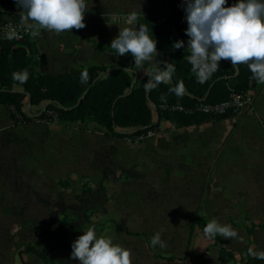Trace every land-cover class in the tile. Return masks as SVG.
Segmentation results:
<instances>
[{
	"label": "crops",
	"instance_id": "1",
	"mask_svg": "<svg viewBox=\"0 0 264 264\" xmlns=\"http://www.w3.org/2000/svg\"><path fill=\"white\" fill-rule=\"evenodd\" d=\"M230 2L227 0V4ZM88 3L85 28L60 35L41 31L37 38L29 36L38 51L41 74L56 76L88 65L125 67L127 62L117 53L101 51L91 41L111 45L120 30H138L137 21L151 3L158 24L169 19L183 31L187 28L183 0ZM20 11L14 0H0L2 20L20 23ZM133 15L135 20L130 22ZM171 31L174 33V29ZM188 39L184 33L185 48ZM157 52V61L173 64L171 58ZM159 67L164 70L163 63ZM151 68L147 62L143 69L134 65L136 77H143ZM14 90L22 88L15 86ZM248 93L253 104L247 110L181 129L162 124L160 133L138 144L109 136L95 124L35 121L16 125L10 109L0 105V264H38L39 254L26 255L21 246L33 238L50 241L54 221L64 209L82 213L79 224L90 208L103 215L110 211V229L97 237L110 238L113 244L131 250L132 264H220L219 247L234 252L237 260L241 251L250 252V257L264 252V230L252 229L248 239L244 227L237 226L231 228L238 238L218 236L216 246H210L214 239L208 240L203 232L195 231L191 251L203 253L207 246L209 251L205 256L182 260L198 208L206 222L215 218L226 224L229 219L239 222L247 217L255 224L264 223V84H253ZM46 104L31 106L27 102L25 112L37 116ZM119 173L126 180H119ZM70 174L76 179L84 175L98 181L116 178L117 182L112 183L118 189V200L106 205L107 196L113 193H108L106 186L94 188L91 193L77 188L59 192L57 179ZM119 211L125 212L124 217ZM156 232L161 233L167 246L152 247L153 251L174 260L159 261L147 248V241ZM48 253L50 259H60L63 264H79L70 258L71 253Z\"/></svg>",
	"mask_w": 264,
	"mask_h": 264
},
{
	"label": "trees",
	"instance_id": "2",
	"mask_svg": "<svg viewBox=\"0 0 264 264\" xmlns=\"http://www.w3.org/2000/svg\"><path fill=\"white\" fill-rule=\"evenodd\" d=\"M235 3L237 0H232L226 6ZM154 6L151 3L137 24L146 26L148 34L157 41V50L173 60L175 72L170 84L161 83L151 92H145L143 84L149 77H136L131 54L119 56L127 62L125 67L88 65L56 76L41 74L38 70L36 45L29 37H25L19 42L0 41V105L10 109V116L16 125L54 120L62 124H95L103 128L109 136L131 140L148 133H160L162 124L181 129L229 117L233 113L212 116L205 115L196 108L200 103L215 104L226 101L232 93L246 94L253 84H262L251 78L252 74L246 65L233 67L227 60L220 61L218 71L207 82L199 84L186 59L190 52L185 47L173 48L176 41H182L185 31L169 19L158 24L152 13ZM171 29H174V33ZM91 43L101 51L115 52L110 45L102 46L93 41ZM25 69L29 76L27 82L21 85L13 80L12 73ZM84 71L88 74L87 83H81V74ZM151 71L152 68L147 72ZM179 81H183L187 89V94L182 97L169 91ZM15 86L21 87L22 91H15ZM162 96L164 100H161ZM27 102L31 106H39L42 102L47 104L41 114L32 116L25 112ZM173 106H182L192 111H172L170 108ZM196 213L190 228L188 247L194 237V229L203 232L208 223L200 216L199 208ZM226 224L231 227H244L248 239L252 229L264 230V223L255 224L247 217L239 222L229 219ZM217 241L218 236L210 246H216ZM209 248L207 246L199 254L187 251L184 258L205 256ZM217 254L220 264L261 262L257 256L250 257V252L244 251L238 253L240 259L237 260L236 254L224 247H219Z\"/></svg>",
	"mask_w": 264,
	"mask_h": 264
},
{
	"label": "clouds",
	"instance_id": "3",
	"mask_svg": "<svg viewBox=\"0 0 264 264\" xmlns=\"http://www.w3.org/2000/svg\"><path fill=\"white\" fill-rule=\"evenodd\" d=\"M21 11L20 25L23 31L37 38L41 31L60 35L72 29L85 28L84 13L88 0H14ZM227 0H183L184 19L187 23L185 35L189 38L186 57L199 84L207 82L218 71L220 61H230L233 67L247 66L257 83L264 84V0H237L232 6H226ZM135 20V15L130 22ZM6 33L9 40L22 38L15 28ZM148 28L140 25L138 30L126 27L119 31L111 41L110 47L117 56L131 54L134 65L143 69L147 62L152 65L150 73L145 72L148 80L143 84L145 92H151L161 83L170 84L175 66L166 61H157V41L148 34ZM185 47L184 41H176L173 48ZM164 64V70L159 65ZM29 73H12L13 80L24 84ZM88 74H81V83H87ZM169 91L177 97L187 94L183 81L177 82ZM164 100V97H161ZM204 237L213 240L217 236L224 239H236L238 233L230 225L211 219L203 229ZM152 247H166L161 233L156 232L150 238ZM264 259V252L254 253ZM131 250L113 244L110 238L96 235L95 227H89L83 235L71 244V256L79 264H132Z\"/></svg>",
	"mask_w": 264,
	"mask_h": 264
},
{
	"label": "rangeland",
	"instance_id": "4",
	"mask_svg": "<svg viewBox=\"0 0 264 264\" xmlns=\"http://www.w3.org/2000/svg\"><path fill=\"white\" fill-rule=\"evenodd\" d=\"M49 123L62 124L55 120ZM118 179L126 180V177L123 173H119ZM114 181L115 183L117 182L116 178L114 179L110 178L107 180L104 179L98 181L97 179L96 180L91 179L84 175L82 176L77 175V179H76L75 175L70 174V176H67L65 178L57 179L56 188L59 192L72 191L73 189L77 188L79 191H82L84 193H91L94 188L106 186L109 191L108 193L113 192L111 195L107 196L106 199L107 200L106 205L110 206L111 204H115L116 201L118 200V195H116L118 189L116 187V184L112 183ZM96 184L97 186L95 187ZM91 198L94 199L95 197H91ZM152 208L153 206L151 207V213L155 215V212L153 211ZM102 213H104V215L94 210L93 208H90L83 213L82 220L84 221H82L79 224L80 222L79 216L81 215L82 217V213L69 212L67 209H64L62 212L58 214L57 218L54 221V230L51 233L50 241L40 238H33L21 246L22 250L26 255L27 254L33 255V253L39 254L40 262L38 264H63V262L60 259H54V258L50 259L48 252L53 250L54 252H59V253L61 252L62 255L71 253V244L77 239L78 236L83 235V232H85L89 227L92 226L95 227L97 236H101L102 233H104L105 231H107L108 233V230L110 229L108 227H110L109 223L111 221V213L110 211L102 212ZM124 214L125 212L119 211L120 216L124 217ZM196 214L197 213H195L194 217L196 216ZM118 230L123 231L122 228ZM194 231H197V228H195ZM146 246L148 249L151 250V253L152 255H154L155 259L159 261L174 260V257L171 256L164 257L155 253L149 241H147ZM187 251L188 253H193L190 247H188ZM182 260L183 262H186L192 259L187 257V258H183Z\"/></svg>",
	"mask_w": 264,
	"mask_h": 264
},
{
	"label": "built area",
	"instance_id": "5",
	"mask_svg": "<svg viewBox=\"0 0 264 264\" xmlns=\"http://www.w3.org/2000/svg\"><path fill=\"white\" fill-rule=\"evenodd\" d=\"M9 25H11L12 28H15L22 38L12 39V40L7 39L6 33L11 30L9 28ZM29 36L30 34L23 31L20 23H18V21H16L15 19L2 20L0 18V41L19 42L23 40L25 37H29ZM252 104H253L252 97L250 96L248 92L243 95L232 93L230 94L229 98L226 101H222L220 103H215V104L200 103L197 106L196 110L205 115L221 116V115L227 114L228 112L237 114L239 112L249 109L252 106ZM170 109L172 111H183L185 113H189L192 111L191 109H185L182 106H173ZM151 134L153 133H148L146 136L137 137L134 140L130 139V141L133 144H138L144 138H146L147 136Z\"/></svg>",
	"mask_w": 264,
	"mask_h": 264
},
{
	"label": "water",
	"instance_id": "6",
	"mask_svg": "<svg viewBox=\"0 0 264 264\" xmlns=\"http://www.w3.org/2000/svg\"><path fill=\"white\" fill-rule=\"evenodd\" d=\"M29 103V102H28Z\"/></svg>",
	"mask_w": 264,
	"mask_h": 264
}]
</instances>
